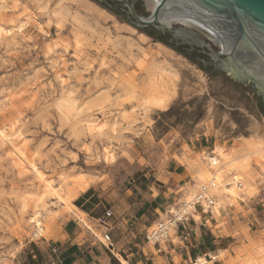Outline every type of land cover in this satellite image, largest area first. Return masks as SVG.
Returning <instances> with one entry per match:
<instances>
[{
	"label": "rangeland",
	"instance_id": "374dc122",
	"mask_svg": "<svg viewBox=\"0 0 264 264\" xmlns=\"http://www.w3.org/2000/svg\"><path fill=\"white\" fill-rule=\"evenodd\" d=\"M69 1L52 7L50 19L49 0H0V264H51L52 240L66 222L89 219L77 207L118 202L154 178L169 145L202 136L213 148L193 153L191 192L212 179L236 186L233 176L242 185L239 197L211 190L223 231L209 247L227 250L215 260L209 252L207 264H264V169L250 145L264 101L252 82L217 70L209 49L189 50L168 32L137 26L123 2L116 14L95 0L97 12ZM134 1L140 15L151 14L144 0ZM158 98L163 107L153 103ZM15 134L28 149L22 163L7 140ZM207 153L219 155L217 166ZM87 188L95 193L89 203ZM191 223L173 228L169 242ZM43 242L51 244L46 251Z\"/></svg>",
	"mask_w": 264,
	"mask_h": 264
},
{
	"label": "crops",
	"instance_id": "0c3cea01",
	"mask_svg": "<svg viewBox=\"0 0 264 264\" xmlns=\"http://www.w3.org/2000/svg\"><path fill=\"white\" fill-rule=\"evenodd\" d=\"M213 146L216 148L215 144ZM212 148L205 136L193 145H169V157L153 179L141 181L135 186V191H127L114 204L101 201L93 207L89 204L86 208L77 207L79 213L89 219L82 215L79 216L80 221L72 218L52 240L60 258L57 264H169V257L173 264H186L199 256V252H214L218 257L219 252L227 249L216 247L212 250L209 247L219 242V232L223 231L216 230L220 225L216 206L210 211L194 213L191 225L184 224L181 230H174L170 242L152 244L145 240L146 231L158 220L165 219L191 189L197 188L193 153ZM84 194L87 196L85 203L94 199L95 193L88 188ZM81 195H76L75 200ZM228 199L231 198L225 202ZM106 209L113 211V217L107 225L96 224ZM43 245L45 251L51 246L49 242H43ZM53 256L50 254L49 261Z\"/></svg>",
	"mask_w": 264,
	"mask_h": 264
},
{
	"label": "water",
	"instance_id": "95a60500",
	"mask_svg": "<svg viewBox=\"0 0 264 264\" xmlns=\"http://www.w3.org/2000/svg\"><path fill=\"white\" fill-rule=\"evenodd\" d=\"M116 1L126 5L137 26H153L182 44L211 50L217 70L231 73L236 81L252 82L264 100V0H159L147 17L129 0ZM209 37L220 51L211 48Z\"/></svg>",
	"mask_w": 264,
	"mask_h": 264
},
{
	"label": "bare ground",
	"instance_id": "6f19581e",
	"mask_svg": "<svg viewBox=\"0 0 264 264\" xmlns=\"http://www.w3.org/2000/svg\"><path fill=\"white\" fill-rule=\"evenodd\" d=\"M61 1L63 0H49L50 2V6H49V9L47 11H44L45 15H47L50 19H52L54 16H52V12H53V9L52 7H55V5H58ZM66 1V0H65ZM70 1H73L76 6L82 8V9H85L86 11H91V12H97L96 11V7L95 5H93L90 0H70ZM69 1V2H70ZM146 5H147V8L148 10L152 13L154 12L155 8L160 4V1L159 0H144ZM68 2V3H69ZM62 3V2H61ZM60 3V4H61ZM63 4V3H62ZM49 5V4H48ZM60 6V5H59ZM62 7V6H61ZM57 8V7H56ZM59 8V7H58ZM99 8V7H97ZM56 10V9H55ZM103 11V10H102ZM103 18V17H102ZM182 24L188 26V27H193V28H196L198 30H200L199 28L191 25V24H188V23H185V22H182L180 21ZM202 31V30H200ZM203 32V31H202ZM206 34V33H205ZM207 35V34H206ZM143 36V35H142ZM145 36V35H144ZM147 38V36H146ZM144 38V39H146ZM210 38V37H209ZM155 105L157 106H160V107H163L164 106V99L162 98H158L156 100H154L153 102ZM102 127V126H100ZM208 127H210V122L208 123ZM12 138H7V140H9L10 142H13V157L15 159H17L20 163L23 162V160H25L27 158V153H28V149H27V145L26 143L24 142V140L22 139V134H15V135H12L11 136ZM256 141H255V145L254 144H250L251 146H253L254 150L252 152L254 153H258L259 155V164L260 166L264 169V120L262 121V123H260L258 126H257V131H256ZM11 151V153H12ZM217 153V152H216ZM113 153H111L109 150L105 151L104 153V157L106 159H112L113 158ZM12 155V154H11ZM206 157H207V160L209 161V163L212 165V166H217L220 162V159H219V155L217 154H214V155H211L210 153H207L206 154ZM209 164V165H210ZM220 168V167H219ZM215 177L216 175L213 174ZM231 175V174H230ZM232 178V177H231ZM230 178V179H231ZM233 180V184L237 183V185L235 186H232L230 187V183L227 182V184H224L222 182H218L214 179H212L209 184L211 186V190H218L220 189L221 187L223 189H225L226 191H228L230 193V195L232 196H237L239 197V191H240V184L239 182H237L236 180V176H233L232 178ZM231 181V180H230ZM221 185V187H220ZM203 186V185H202ZM201 186V187H202ZM51 192V191H50ZM59 195V194H58ZM190 199L189 200H186L185 202V206L181 208V210H177L176 209H173L171 210V212L169 213H177L178 216H182V213L183 212H188L190 211V208H193V204H194V198L196 196V192H190ZM60 196V195H59ZM36 220V234H39V232H41L43 230V228L40 226V220L39 219H35ZM173 229V228H172ZM171 229V230H172ZM205 259L202 257V256H199V262L200 263H203L205 262L204 261ZM207 263H208V260H207Z\"/></svg>",
	"mask_w": 264,
	"mask_h": 264
},
{
	"label": "built area",
	"instance_id": "2783aa9c",
	"mask_svg": "<svg viewBox=\"0 0 264 264\" xmlns=\"http://www.w3.org/2000/svg\"><path fill=\"white\" fill-rule=\"evenodd\" d=\"M210 184L203 185L199 188L194 198L193 208H190V211L183 212L182 216H178L177 213L169 214L165 219L158 220L154 225H152L145 233V239L147 242L152 244H161L166 243L170 237V231L172 228L177 229L180 223L187 221L190 217H193V214L197 212L198 208L202 211L211 210L216 206V195L211 192ZM185 206L183 201L177 210H181ZM113 211L111 209H106L105 212L97 218V221L101 225H107L110 218L113 217ZM53 259L51 264H57L59 261L58 249L53 248ZM213 260L216 259V255H209ZM203 258L205 259L203 263L199 262V257H196L195 260L190 261L188 264H207L208 256L204 254Z\"/></svg>",
	"mask_w": 264,
	"mask_h": 264
},
{
	"label": "trees",
	"instance_id": "16d2710c",
	"mask_svg": "<svg viewBox=\"0 0 264 264\" xmlns=\"http://www.w3.org/2000/svg\"><path fill=\"white\" fill-rule=\"evenodd\" d=\"M97 2H99V4H101L102 6H104L105 8H108L109 10L115 12L116 14H120L117 9H116V6L117 4H120V2L118 1H113V2H110V4H103L102 2H100L99 0H95ZM130 14V13H129ZM151 34V33H150Z\"/></svg>",
	"mask_w": 264,
	"mask_h": 264
},
{
	"label": "flooded vegetation",
	"instance_id": "af4514ba",
	"mask_svg": "<svg viewBox=\"0 0 264 264\" xmlns=\"http://www.w3.org/2000/svg\"><path fill=\"white\" fill-rule=\"evenodd\" d=\"M131 3H133V5H134V7H135V1L134 0H129ZM150 27H153V26H150ZM169 34L172 36V34L169 32ZM173 37V36H172ZM186 45H188V44H186ZM171 46H175V45H171ZM177 47V45L174 47V48H176ZM188 49L189 50H194V48L195 47H198V46H194V47H191L190 45H188ZM201 48V47H200ZM197 52H199L200 53V50H198ZM216 67V66H215ZM252 87H253V83H252ZM254 88V87H253ZM263 100V99H262ZM264 101V100H263Z\"/></svg>",
	"mask_w": 264,
	"mask_h": 264
}]
</instances>
